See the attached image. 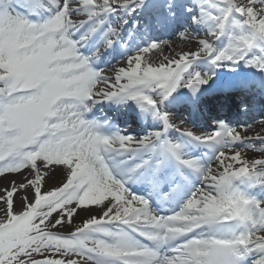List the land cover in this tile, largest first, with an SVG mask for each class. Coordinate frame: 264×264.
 I'll return each instance as SVG.
<instances>
[{
    "label": "snow or ice",
    "instance_id": "snow-or-ice-1",
    "mask_svg": "<svg viewBox=\"0 0 264 264\" xmlns=\"http://www.w3.org/2000/svg\"><path fill=\"white\" fill-rule=\"evenodd\" d=\"M255 109L264 0H0V264H264Z\"/></svg>",
    "mask_w": 264,
    "mask_h": 264
},
{
    "label": "bare ground",
    "instance_id": "bare-ground-1",
    "mask_svg": "<svg viewBox=\"0 0 264 264\" xmlns=\"http://www.w3.org/2000/svg\"><path fill=\"white\" fill-rule=\"evenodd\" d=\"M243 2L246 3V0H243ZM164 37L169 39L170 43H166L164 39L157 38L161 42V46L164 49L163 51L153 50L152 53L145 54V59L149 60L150 62H153L154 66L159 64L160 61L162 60V58L165 56L170 57V58L178 57L179 53H181L183 51L195 50L198 46L196 39H194L192 37H187L185 39H181L178 35L171 34L168 32H166L164 34ZM132 54H134V52ZM158 56H159V59L157 58ZM126 61H127V57H123V59H121L119 61V64H117L116 61H113V64L116 65L117 67L126 66ZM239 99H240V97H237V101H239ZM227 108H228V106L226 105L224 110L220 112V115H222V116L228 115V111H225V109H227ZM258 113H260L259 110H258ZM248 114H250V115L246 119L243 118L241 121L250 124L251 128L246 133H242V134L247 135L249 137H255L257 135L264 137V117L258 119L256 114H251V113H248ZM188 127H192V126L188 125ZM252 143L257 148L264 147V144H262L260 142V140H253ZM245 158H247V159L262 158V156H261L260 152L252 151L251 149H249L246 152ZM23 175H27V170H25ZM8 177H7V179H0V188H3L5 185H7L10 180H15V181L19 182L23 178L21 174H9ZM63 182H64L63 177H59L55 181L48 180V178L46 177L45 182H44L43 187H42V191L52 190L55 187L61 186ZM19 192L21 195H27V197L29 199H31L33 196V190L31 188H28L25 190H19ZM2 194L3 193H0V195H2ZM0 206H2V203H0ZM17 207H19L18 202H17ZM75 223L80 224L81 220L79 218H76ZM69 230H70V226H68V225H66L64 228L59 229V231H61L63 233H67V231H69Z\"/></svg>",
    "mask_w": 264,
    "mask_h": 264
},
{
    "label": "rangeland",
    "instance_id": "rangeland-1",
    "mask_svg": "<svg viewBox=\"0 0 264 264\" xmlns=\"http://www.w3.org/2000/svg\"><path fill=\"white\" fill-rule=\"evenodd\" d=\"M159 34V33H158ZM166 43H170L169 39L165 38L164 39ZM9 178V177H8Z\"/></svg>",
    "mask_w": 264,
    "mask_h": 264
}]
</instances>
